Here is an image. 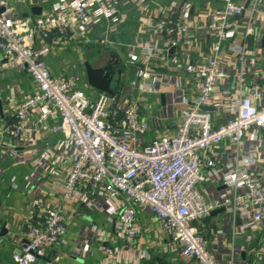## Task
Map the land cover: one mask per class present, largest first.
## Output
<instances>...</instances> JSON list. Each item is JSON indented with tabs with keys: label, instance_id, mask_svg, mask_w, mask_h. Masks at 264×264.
<instances>
[{
	"label": "built area",
	"instance_id": "2783aa9c",
	"mask_svg": "<svg viewBox=\"0 0 264 264\" xmlns=\"http://www.w3.org/2000/svg\"><path fill=\"white\" fill-rule=\"evenodd\" d=\"M122 3L63 0L23 18L19 4L0 0V61L6 71H26L34 86L11 99V121L1 136L4 154L36 148L44 135H53V147L40 151L35 164L44 174L66 175V203L105 210L116 219L117 231L102 242L109 258L136 242L142 210L158 219L184 258L225 264L204 230L215 210L239 217L253 236L264 233V156L254 137L264 132V67L250 49L252 38L264 36V0H221L198 17L190 16L191 5L153 7L144 24L158 36L134 48L145 67L137 82L114 95L91 88L84 76L53 74L46 58L54 49L75 30L81 37L95 21L114 20ZM162 95L170 119L180 122L174 134L149 138L148 116ZM205 182L220 187L219 195L206 197ZM70 220L61 206L44 208L13 252V264H36ZM242 250L250 248L233 245L228 264ZM256 256L264 261V246Z\"/></svg>",
	"mask_w": 264,
	"mask_h": 264
},
{
	"label": "crops",
	"instance_id": "0c3cea01",
	"mask_svg": "<svg viewBox=\"0 0 264 264\" xmlns=\"http://www.w3.org/2000/svg\"><path fill=\"white\" fill-rule=\"evenodd\" d=\"M11 1L14 5L19 4L20 14L28 13L33 17L32 7H42L43 13L63 0ZM145 1V4L150 2L149 10L142 7ZM220 2L221 0H123L114 20L95 21L81 37L75 30L74 36L63 47L55 48L46 58L47 64L56 76L78 74L86 80V63L100 67L111 61H118L117 68L122 71L118 89L130 86L138 81L139 73L145 67L144 56L134 54V48L149 44L158 36L144 24V19L152 14L153 7L173 5L181 8L191 5L190 16L198 17L210 6H219ZM250 49L255 52L253 59L257 66L264 67V36L260 41L252 38ZM153 70L166 72L157 67L152 68ZM88 87L85 91L91 94L92 90ZM33 91V82L26 71L12 66L6 71L3 61H0V264H13V252L26 242L29 229L40 221L42 210L58 206L64 208L71 223L61 240L36 264H198L181 256L178 244L167 237L158 219L142 210L138 212L136 220L139 230L136 242L123 249L116 257L106 256L102 249L105 244L102 242L117 231L116 219L105 210H92L76 201L66 203L62 189L66 175L62 174L58 178L54 174H44L35 164L40 151H48L53 147L56 139L53 135H44L36 148L20 149L12 156L4 154L1 136L11 121L8 116L11 99ZM150 112L147 115L152 127L149 138L176 132L180 118L171 120L167 105L163 106L162 101ZM254 137L259 139L255 144H258L264 156V132H255ZM52 138H55L54 141L48 144ZM249 143L252 144L250 141ZM42 144H46V147ZM201 191L206 197L215 198L221 188L214 182H205L201 185ZM204 225L209 245L225 264L230 263L229 249L233 245L237 249L247 246L250 251L242 250L232 264H264L256 256L257 249L264 246V233L253 236L244 229L237 217L227 212L211 215L204 221ZM249 236L253 238L249 240Z\"/></svg>",
	"mask_w": 264,
	"mask_h": 264
},
{
	"label": "water",
	"instance_id": "95a60500",
	"mask_svg": "<svg viewBox=\"0 0 264 264\" xmlns=\"http://www.w3.org/2000/svg\"><path fill=\"white\" fill-rule=\"evenodd\" d=\"M43 8L40 6H34L31 9V13L35 16H40L42 14ZM29 14H21V17L26 18ZM115 57H117L115 54H113ZM118 61L116 62H109L106 65L95 67L91 65L90 63L85 64V71H86V77L88 84L91 88L96 89L98 91L114 95L116 90L119 87L120 79L122 71L121 69L117 68ZM162 105H166V97L165 95L161 96ZM203 110L207 111H214V108L210 107H202ZM55 138H52L48 144H51L54 141ZM42 146L46 147V144H42ZM225 212V208H220L215 210L212 215ZM237 220H239V217H237Z\"/></svg>",
	"mask_w": 264,
	"mask_h": 264
},
{
	"label": "rangeland",
	"instance_id": "374dc122",
	"mask_svg": "<svg viewBox=\"0 0 264 264\" xmlns=\"http://www.w3.org/2000/svg\"><path fill=\"white\" fill-rule=\"evenodd\" d=\"M150 102H152V99H150Z\"/></svg>",
	"mask_w": 264,
	"mask_h": 264
}]
</instances>
